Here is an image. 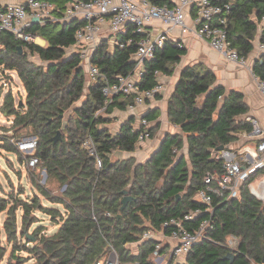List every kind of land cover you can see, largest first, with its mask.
I'll list each match as a JSON object with an SVG mask.
<instances>
[{
  "label": "trees",
  "instance_id": "trees-1",
  "mask_svg": "<svg viewBox=\"0 0 264 264\" xmlns=\"http://www.w3.org/2000/svg\"><path fill=\"white\" fill-rule=\"evenodd\" d=\"M50 1L55 5L54 14L59 17L70 0ZM212 1L231 5L225 15L228 40L231 47L248 57L254 50L264 15V0ZM78 28L77 21L34 23L29 32L46 40V46L0 31V68L4 74L6 70L15 71L26 91V102L21 108L9 92L3 111L14 116L16 129L31 128L39 139L40 163L32 170L40 173L45 170L60 183L59 188L65 186V190L54 193L37 185L48 201L56 204L50 207L42 203L37 193L29 195V199L16 197L17 202L11 206L5 197H0V213L7 211L9 215L4 221L9 240L17 239L18 228L26 240L22 246L13 247L7 264H95L106 259L114 249L124 264H154V240L142 241L137 252L129 247L130 243L140 241L147 229L169 234L174 226L163 227L165 221L183 220L185 214L196 208L206 210L195 194L203 187L207 171H221V162L212 158V151L222 145L229 146L238 139L239 133L252 131L251 122L238 119L248 107L243 93L236 90L227 93L225 87L216 84L215 72L206 65L188 63L182 68L169 100V118L189 135L192 169L184 155L178 156L183 137L171 133L143 163H138L135 157L114 159V151L134 152L140 147L136 118L130 116L118 131L109 127L115 120L114 110H125L130 103L123 95L105 113L96 115L105 102L102 87L106 81L102 76L86 87L88 75L81 66L79 54L67 55L66 50L75 43ZM20 45L23 53H19ZM135 50L132 45L124 49L117 47L110 53L104 41L95 52L93 62L106 78L114 81L117 75L132 70L131 57ZM186 53V48L175 46L171 41L158 48L154 57L145 63L140 88H153L159 83L156 70L162 75H172ZM31 54L38 55L47 64L31 60ZM253 72L264 80V54L254 63ZM146 118L153 120L157 114L149 112ZM14 127L4 130L5 134L0 133V141L7 142V148L20 154L22 161L23 156L6 134ZM58 130L62 131V140L53 144L52 137ZM150 131L153 137L154 128ZM16 135V138L32 136ZM88 137L93 139L94 154L83 145ZM98 158L102 161L101 168L96 166ZM35 174H32L34 178ZM125 189L134 199L121 210ZM177 194L181 195L179 199ZM20 208L23 212L18 216ZM37 211L48 215L58 228L49 232ZM208 217L205 211L193 219L183 220L182 224L194 231ZM213 218L214 227L206 231V237L192 247L186 259H171L168 264H264V202L253 196L247 186L242 188L239 198L225 201L215 198ZM35 223L38 225L30 234ZM231 235L239 238L236 249L228 245ZM20 251L28 256L20 257L17 255ZM229 252L236 254L234 261L224 258ZM4 255L5 248L1 247L0 264ZM14 259L16 263H12Z\"/></svg>",
  "mask_w": 264,
  "mask_h": 264
},
{
  "label": "built area",
  "instance_id": "built-area-1",
  "mask_svg": "<svg viewBox=\"0 0 264 264\" xmlns=\"http://www.w3.org/2000/svg\"><path fill=\"white\" fill-rule=\"evenodd\" d=\"M230 8L231 5L228 3H214L212 0H70L63 13L57 17L54 14L55 5L50 0H0V31H9L16 39L35 43L41 37L29 32L34 23L45 25L48 20L62 23L77 21L79 28L75 33V43L66 51L67 55L79 54L81 66L88 75L86 87L96 82L99 77L105 78L106 82L102 87L105 102L96 115L105 113L108 107L114 104V100L122 95L130 99L127 108L135 112L137 106L156 98L162 90L163 85L159 80L162 73L159 70L155 71L159 81L155 87L141 89L139 83L145 73L146 61L151 60L156 50L168 41L180 48H186L185 37L192 34L207 41L213 50L229 61L242 66L248 65L247 57L231 47L228 40L225 15ZM263 36L264 15L257 33L260 51H264ZM104 41L108 43L110 53H114L117 47L121 49L132 45L136 47L131 57L134 63L132 70L128 74L117 75L114 81L106 78L93 62L95 52ZM36 44L42 45L37 42ZM46 44L45 40L42 46ZM256 80L259 90L264 95V80L258 76ZM251 122L252 131L245 132L244 135L247 137L264 135V129L258 120L252 119ZM138 131L139 143L152 138L150 122L146 117H141ZM0 133L5 134L4 131ZM6 134L10 137L9 142L23 156L26 167L35 169L40 163L37 155L38 137L32 135L16 138L13 130ZM83 145L90 153H96L92 137H88ZM212 158L221 162V171L217 169L207 171L203 187L195 194V199L205 204L206 210L196 208L185 214L183 220L193 219L205 211L209 213V217L203 219L194 231L187 229L182 224V219L172 218L163 223V227L174 226L171 233L147 229L141 240L130 243L129 247L137 252L142 241L154 240L153 263L168 264L171 259L187 256L192 247L206 237V231L214 227L215 198L220 201L239 198L242 188L247 186L253 196L264 202V140H261L253 151L240 152L230 146L214 150ZM96 166L101 168L100 158L97 159ZM43 172L46 173L45 170ZM207 239L210 240L208 237ZM238 241L237 236L231 235L228 238V245L236 249ZM95 264L124 263L119 260L114 249L106 259Z\"/></svg>",
  "mask_w": 264,
  "mask_h": 264
},
{
  "label": "crops",
  "instance_id": "crops-1",
  "mask_svg": "<svg viewBox=\"0 0 264 264\" xmlns=\"http://www.w3.org/2000/svg\"><path fill=\"white\" fill-rule=\"evenodd\" d=\"M259 42L258 39L254 41V50L247 57L248 65L242 66L236 62L229 61L222 54L213 50L207 41L198 39L192 34L185 37L187 53L183 55L181 64L176 65L172 75L160 76L159 80L163 87L158 93V97L147 100L146 103L137 106L135 112H131L126 108L125 110L115 109L112 114L115 119L114 126H117V129H114V131H118L121 125L132 115H135V126L138 128L141 117H146L149 112H151V114L156 113L157 118L153 120L149 119L150 128H154L155 130L154 136L140 143V147L136 151L125 152L118 150L114 151L112 157L114 159L135 157L138 163H143L151 157L154 151L159 149L164 137L168 133L173 135L178 134L183 137V144L179 149L178 156L184 155L189 169H192V161L189 153V135L182 130L180 125L170 122L169 118V100L175 92L182 68L188 63H203L214 71L217 77L216 84L225 87L227 93L231 90L243 93V100L248 107V111L240 115L238 119L247 120L249 122H251L252 119H257L261 128L264 129V95L259 90L256 80L257 76L253 73L254 63L264 54V51H260L258 48ZM244 133L245 132L239 133L237 135L238 139L229 146L240 152L253 151L257 144L261 140H264V135L259 137H247ZM147 154H149V157L144 160Z\"/></svg>",
  "mask_w": 264,
  "mask_h": 264
},
{
  "label": "rangeland",
  "instance_id": "rangeland-1",
  "mask_svg": "<svg viewBox=\"0 0 264 264\" xmlns=\"http://www.w3.org/2000/svg\"><path fill=\"white\" fill-rule=\"evenodd\" d=\"M36 42L38 43L39 40L37 39ZM29 57L31 60L35 61L38 64H47V62L41 60L36 54H31L29 55ZM179 64H181V62ZM0 78H4L0 83V90H4L3 95L0 96V128L2 129L1 131H4L14 127V116L5 115V112L2 108L7 94L11 92L14 96L15 104L19 105L20 100H22L24 103L26 102V91L21 79L15 71L6 70L4 74L3 70L0 68ZM79 103L80 102H78V104ZM109 127L112 130L117 129V126H114V122L110 123ZM14 129L13 132L17 134L16 136L22 137L26 135H36L31 128L26 129L19 127L16 129L14 127ZM6 143L7 142L2 143L0 141V197H5L9 201V206H11L12 204H15L17 202L16 197H20L21 199H29L27 198L29 197V195L33 196V193H37V195H39V197L42 199V203L45 206L50 207L52 205H56L48 201V198H46V196H44L42 192L38 190L37 185L39 184L45 189H49L54 193H56L58 189L59 191L65 190V187L61 186L59 188L60 183L56 179L50 178L47 172H43L44 170H42L40 173L38 172V170L33 171L32 169L26 167L24 159L21 161L22 157L20 156V154L18 155V153L9 150ZM148 155L149 154L144 157V160L145 158L147 159L149 157ZM33 173H36L35 178L32 175ZM255 185H257V183ZM57 206L62 211H65L62 204H58ZM22 212L23 210L21 208L18 209V216H21ZM36 213L40 216L42 224L47 227V230L49 232H54L56 228H58V225L50 221V217L48 215L43 214L39 211H37ZM8 218L9 215L7 211L0 213V248H5V255L1 264H7L9 262L8 259L12 253L13 247L16 244L17 246H22L26 241L24 238L22 239L20 228L17 229V239H13L12 241L9 240L7 233L4 230V221ZM37 225L38 224L35 223L31 227V229L29 230L30 234ZM132 247L134 246L132 245ZM17 255H19L20 257H27L28 253L20 251L17 252ZM185 259V257H182L175 260L184 261ZM12 263H16V260L14 259ZM156 263H158V261H156Z\"/></svg>",
  "mask_w": 264,
  "mask_h": 264
},
{
  "label": "water",
  "instance_id": "water-1",
  "mask_svg": "<svg viewBox=\"0 0 264 264\" xmlns=\"http://www.w3.org/2000/svg\"><path fill=\"white\" fill-rule=\"evenodd\" d=\"M35 20L38 21V19H35ZM18 50H19V53H23V51H24L23 46H22V45L18 46ZM1 81H2V78H0V83H1ZM3 91H4V90H2V89L0 90V96L3 95ZM23 103H24V102H23L22 100H20L18 107L21 108ZM5 115H7V113H5ZM60 140H62V131H61V130H58V131L56 132V134L52 137L53 144H56V143H57L58 141H60ZM223 148H224V146L222 145V146L218 147L217 150H220V149H223ZM156 151H157V150H156ZM156 151H154V153H155ZM154 153H153V154H154ZM153 154H152V155H153ZM46 176H47V175H46ZM123 193H124V196H123V198H122V200H121V202H122L121 210L125 209L126 206L128 205V203L131 202V201L134 199V197H133L132 195H130L128 189H125V190L123 191ZM180 196H181L180 194H177V198H178V199H179ZM235 257H236V254H235V253H233V252H229L228 254L225 255L224 258H225V259H229V260H231V261H234Z\"/></svg>",
  "mask_w": 264,
  "mask_h": 264
},
{
  "label": "bare ground",
  "instance_id": "bare-ground-1",
  "mask_svg": "<svg viewBox=\"0 0 264 264\" xmlns=\"http://www.w3.org/2000/svg\"><path fill=\"white\" fill-rule=\"evenodd\" d=\"M38 40H39V42H38V43H41L42 45H44V44H45V43H44V42H45V40H43V39H41V38H39Z\"/></svg>",
  "mask_w": 264,
  "mask_h": 264
}]
</instances>
